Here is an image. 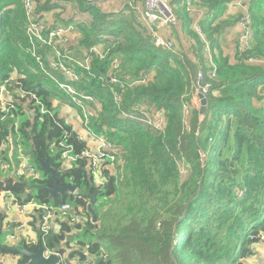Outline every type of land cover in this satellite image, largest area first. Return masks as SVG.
Instances as JSON below:
<instances>
[{"label": "trees", "instance_id": "16d2710c", "mask_svg": "<svg viewBox=\"0 0 264 264\" xmlns=\"http://www.w3.org/2000/svg\"><path fill=\"white\" fill-rule=\"evenodd\" d=\"M88 1L79 0V6L93 19L76 26V50L70 47V51L82 59L84 51L99 46L102 57H92L89 73L82 72L83 81L76 90L93 97L96 117L90 119V129L117 148L123 179L112 173L103 185L96 183L89 161L80 157L86 142L79 141L76 128L61 118L53 105L59 93L43 87L52 83L27 53L21 0H0V87L15 98L30 92L47 111L41 115L31 98L32 118L20 103L9 111L13 120L2 125L0 148L10 135L19 138L40 179L8 175L0 169V194L8 193L24 204L57 208L67 203L80 211L83 232H94L86 243L92 264L101 256L105 259L98 264H242L264 233V7H255V34L249 48L237 43L235 53L226 58L218 39L212 38L221 29L212 24L221 17L224 2L200 0L207 8L200 26L215 64L211 78L207 74L211 69L198 52L188 55L156 46L145 27L135 22L132 10L105 14ZM43 4L36 6L41 15L51 8ZM185 30L197 46L202 45L192 28ZM249 57L260 63H247ZM14 70L23 78L11 80ZM198 71L209 85L202 116L190 103L198 88ZM114 95L120 96L118 102ZM144 104L148 114L164 116V129L131 119L141 115ZM185 107H189L188 115ZM18 117L26 120L16 126ZM62 146H71L72 154L78 156L68 170L60 161ZM16 156L12 152L14 161ZM0 159L8 161L1 149ZM38 160H47L58 184H71L76 194L50 199L47 189L35 191V197L27 192L33 185L54 186ZM90 199L97 229L87 214ZM104 206L107 209L102 211ZM35 213L39 221V211ZM81 227L62 221L58 234H40V240L48 252L64 255L63 242L68 241L66 248L71 244L65 234ZM79 242L85 244L84 239ZM76 255L86 261L82 252L69 257Z\"/></svg>", "mask_w": 264, "mask_h": 264}, {"label": "built area", "instance_id": "2783aa9c", "mask_svg": "<svg viewBox=\"0 0 264 264\" xmlns=\"http://www.w3.org/2000/svg\"><path fill=\"white\" fill-rule=\"evenodd\" d=\"M196 1L197 0H183V7L187 14L195 16L191 28L195 34H198L201 39L204 40L205 35L200 26L202 11L197 9ZM98 2L99 0L88 1L93 7H95ZM21 3L26 17L25 36L29 46L27 53L35 59V62L44 77L50 79L57 86V89L60 91L59 95L62 96L64 94L67 97L68 102L58 99L53 101V105L59 108L60 116L66 122L69 121V118L67 115L63 117L62 114L68 112L71 113L79 125H81L80 128H82L80 132H77L79 135L77 138L79 141L86 142V148L82 151L80 157L89 161V166L96 183L103 185V179H107L112 173H117V167L123 165V160L119 156L117 148L113 143L108 141L104 136L96 135L91 131L89 121L96 117L95 111L91 108V106H95V101L93 97L82 94L80 91L76 90V87L81 85V82L83 81L82 72L89 73L92 57H102L99 46L90 47L88 51H84L82 59H78L76 56L77 54L74 55L69 48L72 44V40H77L79 36L76 26L50 24V21L46 19L45 15L36 12V6L41 4L40 0H21ZM131 3L132 5L130 6L133 11L135 22L140 24L141 27H145L146 32L151 38H153L154 44L158 47L172 50V43H168L167 40L159 34L160 31H164L168 28L176 29L179 26V20L174 13L171 0H142L141 5L133 4V2ZM238 21H240L239 25L244 27V33L238 42L244 48L247 47L248 49L251 42L250 36L252 34L250 30V16L247 13H243ZM53 39H56L60 44L56 45L53 42ZM206 48L205 51L207 52V56H210L211 52L208 54V46ZM247 63H257L258 65L260 62L254 57H249ZM208 76L210 77V74H208ZM213 77L214 73H211V78ZM18 78H23V75H20L15 70L11 72V80H16ZM61 78L63 80H61ZM110 79L114 84L118 83L113 79V76H111ZM201 80L202 79L196 77L197 83ZM30 98L34 101L33 106L39 107L41 115L47 113L42 102L30 92H21L15 98L4 86L0 87V132L2 131V125H4L7 120H13V117H9L8 114L11 109H14L15 104L20 103L24 106L25 110L33 113L30 110ZM114 98L120 99V96L114 95ZM143 110L144 111H141V116L145 118V121H150L154 124L156 129L158 128L155 123L158 124L160 128L159 130L164 129L165 119L161 113H156L153 117L147 113L146 109ZM184 110L186 113L188 112V108L185 107ZM16 129L17 127H15V130ZM13 140V136L10 135L0 148L1 151L6 153L8 158V161L0 159L1 171L16 176H26L35 180L40 179V174L37 173L34 166L28 162V158L21 153L19 146H17L18 161L14 162L12 160V151L8 149V146ZM62 148L63 152L60 161L63 164L64 170H68L78 156L72 154L71 146H62ZM11 165L13 171L10 170ZM104 171H107V174H103ZM11 200L12 204L20 212H23L26 208H30L33 212L39 211V232L42 236L48 235L52 231V221L58 217L67 221L71 225H78L82 222L80 211L73 208L70 204H62L59 207L54 208L53 206L46 204L27 203L20 205L12 195ZM259 241L262 243L264 250V233L259 236ZM82 253L86 258L84 263L92 264L93 260L88 256V253ZM59 257L60 260L58 264H63V255H59Z\"/></svg>", "mask_w": 264, "mask_h": 264}, {"label": "crops", "instance_id": "0c3cea01", "mask_svg": "<svg viewBox=\"0 0 264 264\" xmlns=\"http://www.w3.org/2000/svg\"><path fill=\"white\" fill-rule=\"evenodd\" d=\"M45 0H40L41 4L44 3ZM56 1V3H55ZM69 2L76 3V9L74 10V13L71 10V7L69 9H63L60 10L59 7V1L58 0H50L47 2V4H43L47 7H51L49 11L45 13V17L47 20L50 21V24L53 25H60V26H68V25H74L75 22L74 19L81 16L82 23L79 25L84 24L85 22L92 21V17L88 12L82 11L80 8L79 0H67ZM180 1H182L180 3ZM141 5L142 0H99L97 5H95V8L97 10H100L102 13L105 14H117L119 12H126L128 13L129 10H132L131 6L132 3ZM197 3L199 5L200 0H197ZM258 4L262 7H264V2H258ZM257 4V5H258ZM56 6V9L53 8V6ZM171 5L173 6V10L175 11L178 20H179V26L176 29H168L164 31H160L159 34L162 36L165 40H167L168 43H172L174 45L175 51H183L188 55H192V53H199L201 56L204 51H202L198 46H196L195 40L188 35V33L185 30V27L188 29H191V24L194 19V15H189L185 12L183 7V0H171ZM225 10V9H224ZM205 19V16H204ZM202 19V20H204ZM227 19H234L233 17L223 16V13L221 14V17L219 18L220 21L216 23L221 29L225 28L223 41H225V37L228 33H226L229 29L233 32H237L235 35V38H238V29L233 22L228 21ZM201 20V21H202ZM235 20V19H234ZM78 25V26H79ZM213 26V24H212ZM213 29V28H212ZM221 29L219 33H221ZM235 39V40H236ZM76 40H72V44L69 46L71 47L72 51H75L76 47L73 46L75 44ZM237 42V40H236ZM235 43V47H236ZM218 47L220 50H222L224 55L227 53L225 49H223L221 46H219L218 41ZM234 47V49H235ZM234 51V50H233ZM218 51L215 50V53ZM203 57V56H202ZM197 102V104H196ZM190 103L194 105L196 109L200 106V101L197 97V93L193 98L191 99ZM197 106V107H196ZM69 118V123L73 125L78 132L81 131L80 125L77 123V120L74 118V116L71 113L66 114ZM9 175V174H8ZM30 192V190H29ZM17 200V199H16ZM17 203L20 205H24V203H20L17 200ZM35 212L31 211L30 208H26L23 212H20L13 204L11 200V195L8 193H2L0 194V248L6 247L8 249H14V248H21L23 245H26L30 251H34V247L36 246L37 249V242L40 240V232H39V221L38 216ZM62 221H65L61 218L54 219L52 221V233L58 234L60 232V223ZM85 221V220H84ZM83 221V222H84ZM67 222V221H66ZM64 223V222H63ZM68 223V222H67ZM70 224V223H69ZM82 225L79 229H72L69 233L65 234V237L70 238V246L68 248L65 247V249L68 250L67 253H64L63 259H67L69 264H85L83 260H80L79 256L76 255V257L72 258L69 257L70 253L85 251L87 249L86 243L90 240L87 239V236L92 237L91 234H94L92 231L91 234H85L83 233V224L82 222L79 223ZM99 225V223H98ZM97 229V228H95ZM85 234V235H84ZM80 235V240H85V244H80V242H77L76 239H72L71 236H78ZM93 239V238H91ZM95 240L93 239V242ZM253 255L245 260L242 261V264H264V250L262 243L256 242L252 245ZM79 258V261H78ZM27 258H22L19 255H13L9 253L6 249L0 250V264H19L20 261H23ZM92 260L94 258L92 257Z\"/></svg>", "mask_w": 264, "mask_h": 264}, {"label": "rangeland", "instance_id": "374dc122", "mask_svg": "<svg viewBox=\"0 0 264 264\" xmlns=\"http://www.w3.org/2000/svg\"><path fill=\"white\" fill-rule=\"evenodd\" d=\"M60 3H59V9L60 10H62V12L64 13V11H63V9H69L70 7H71V10H72V12L74 13V10L77 8L76 7V3H74L73 4V2H69V1H67V0H58ZM182 1H180V3H181ZM223 4H224V7H225V10L223 11V16L225 15V16H228V17H237V16H241L243 13H247L249 16H250V20H251V23H250V30H251V32H252V34H251V36H253L254 34H255V32H254V25H253V21H252V17H253V15H254V13H256V10H255V7H257V4H258V2H262L263 3V0H223ZM236 2H238V3H236ZM55 3H56V1H55ZM259 5V4H258ZM196 7H197V9H199L200 11H202V19L204 18V16H206V12H207V8L205 7V6H202L200 3H199V5H198V3H197V1H196ZM63 8V9H62ZM174 13H175V11H174ZM176 14V13H175ZM252 15V16H251ZM261 15L262 16H264V9H263V11L261 12ZM243 17H244V15H243ZM228 21H230V22H233L234 21V23H235V25H236V27H237V29H238V38L236 39L235 38V35H236V33L235 32H233V31H231L230 29L226 32V33H228L227 35H226V37H225V41H223V36H224V31H225V29H226V27L225 28H223V29H221V33H219V31H218V33L217 34H213L212 35V38H214L215 40H216V38L218 39V41H219V46H221L223 49H225V51L227 52L226 54H225V57L227 58L228 56H230V55H233L235 52L233 51L234 50V47H235V43H236V45H237V43L240 45V46H242L238 41H240V38H241V36H242V34L244 33V27L243 26H240L239 25V23H240V21H238V20H234V19H227ZM82 21V19H81V16H79L78 18H75L74 19V22H75V26H78L80 23H82L81 22ZM203 21V20H202ZM218 21H220L219 19L218 20H215L214 21V23H213V28L214 27H216V26H218L216 23H218ZM169 29V28H168ZM168 29H165V30H168ZM194 32V31H193ZM196 36H197V38H198V41H200L201 43H202V45H198V47L202 50V51H204L203 52V54H202V56H203V58H204V61H203V64L204 65H206V64H208L209 65V67H210V72H208L207 74H210V77H211V73H213V71L215 70V64L213 63V57H212V54L210 55V56H207V52L205 51L207 48V46H208V48H209V52H208V54H210V51H211V46H210V43L206 40V38H204V40H202L201 39V37L198 35V34H195ZM250 36V39L252 40V37ZM153 39V38H152ZM237 40V42H236V40ZM73 40H75V39H73ZM197 43V42H196ZM205 44H208V45H205ZM173 45V44H172ZM197 46V45H196ZM243 47V46H242ZM236 48V47H235ZM173 49H174V45H173ZM172 49V50H173ZM194 62V61H193ZM196 77L198 78V79H202L201 81H203V78L202 77H204V73L202 72V71H198L197 72V75H196ZM45 78H47V77H45ZM48 79V78H47ZM49 81L52 83V84H43V87L44 88H52V89H56L57 90V93H60V91L57 89V86L49 79ZM201 81H199V82H201ZM199 82L197 83L196 82V85H198V88H195V90H194V94L195 93H198V92H201L203 95H206L207 96V93H208V90H209V85H207L206 83H205V86L204 87H199ZM193 94V95H194ZM62 95V94H61ZM60 100H63L64 102H68V100H67V97L63 94L62 96H60V97H58ZM56 100V99H55ZM114 102H118V99H115L114 98ZM196 104H197V102H196ZM200 104V103H199ZM143 106H147V104H144V105H142V108H141V110L140 111H144L143 109H147L148 107H143ZM191 106L193 107V108H195L194 107V105H192L191 104ZM197 107V106H196ZM187 108V107H186ZM196 109V108H195ZM200 109V106L198 107V110ZM189 112H190V110H189V107H188V112L186 113L185 112V110H184V113L186 114V115H188L189 114ZM66 114H68V112H65V113H63L62 114V116L63 117H65L66 116ZM15 119H17V124H16V126L19 124H21L22 122H24L25 120H26V117H18V118H15ZM133 121H136L137 123H142V125L143 126H145V125H147V126H151V124H148V122H150V121H145V118H143L141 115H135V116H133V118H131ZM155 125H156V127L158 128V129H160L159 128V126H158V124L157 123H155ZM164 126V125H163ZM12 136V135H11ZM17 146H19V138H15L14 137V140L11 142V144L8 146V149L10 150V151H12L13 153H15V154H17ZM20 147V146H19ZM25 147V146H24ZM23 146H21L20 148V150H21V153H23V155L24 156H26L27 158H28V162L30 163V161H31V163L30 164H32V160H31V158L29 157V155H28V153H27V149H26V147L24 148ZM13 161H14V159H12ZM15 160L16 161H14V162H17L18 161V156H16L15 157ZM123 165H120V166H118L117 167V175L115 176L117 179H123ZM103 174H107V171H104L103 172ZM31 191V190H30ZM31 195L33 196V197H35L36 196V192L35 191H31ZM111 199H114L113 197L111 198ZM100 199H99V202H98V204L100 203ZM67 204V203H66ZM97 205V204H96ZM99 206V205H98ZM104 209H101L102 211H104L105 209H107L106 208V206H104L103 207ZM81 222V221H80ZM99 223V222H98ZM94 227H95V225H94ZM84 233V232H83ZM94 235V234H93ZM81 252H86V253H88V251H87V249L85 250V251H82V249L80 250Z\"/></svg>", "mask_w": 264, "mask_h": 264}, {"label": "water", "instance_id": "95a60500", "mask_svg": "<svg viewBox=\"0 0 264 264\" xmlns=\"http://www.w3.org/2000/svg\"><path fill=\"white\" fill-rule=\"evenodd\" d=\"M204 86H205L204 81L199 82V87L202 88ZM197 97L200 101L199 115L202 116L207 110L208 99H207V96L203 95L201 92L197 93ZM27 114L29 118L33 117V113H31L30 111L27 112ZM9 123H12V121L9 120ZM38 163H39L40 170L44 173H48L50 177L53 179L54 186L53 188H50L48 186L33 185L29 188V190L39 191L41 189H47L50 195V199H52L56 195H62L64 193H67L69 196L76 194V190L72 187L71 184H65L64 186H60L58 184V180L55 177V170L49 165L47 160H44V161L38 160ZM29 190L27 192H29ZM93 204H94L93 199H90V202L87 206V214L90 217L91 223L95 225V228H98V217L96 215L95 210L92 207ZM71 237L73 241L74 239H76L77 242H79L80 240V237L78 236H74V237L71 236ZM67 243H68L67 240L63 242L62 249L65 251V253L68 252V250L65 249V246L67 245ZM3 249H6L9 253L13 255H19L22 258H27V262L25 264H58L60 260L59 255H61L59 254L60 252L58 253L48 252L41 240L37 242V250H34V251H30V249L26 245H23L21 248H14V249H8L6 247L0 248V250H3ZM104 259L105 257L101 256L100 258L94 261V264H98L99 262L104 261ZM63 263L69 264L67 259H63Z\"/></svg>", "mask_w": 264, "mask_h": 264}, {"label": "bare ground", "instance_id": "6f19581e", "mask_svg": "<svg viewBox=\"0 0 264 264\" xmlns=\"http://www.w3.org/2000/svg\"><path fill=\"white\" fill-rule=\"evenodd\" d=\"M53 42H54L56 45H59V44H60L56 39H53Z\"/></svg>", "mask_w": 264, "mask_h": 264}]
</instances>
